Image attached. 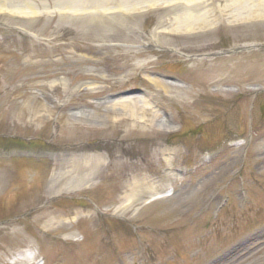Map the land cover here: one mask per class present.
Here are the masks:
<instances>
[{"label":"rangeland","instance_id":"rangeland-1","mask_svg":"<svg viewBox=\"0 0 264 264\" xmlns=\"http://www.w3.org/2000/svg\"><path fill=\"white\" fill-rule=\"evenodd\" d=\"M175 11L0 13V264H264V22L161 32ZM125 91L166 120L121 122ZM94 154L91 182L51 193ZM141 179L154 188L119 209Z\"/></svg>","mask_w":264,"mask_h":264},{"label":"bare ground","instance_id":"bare-ground-1","mask_svg":"<svg viewBox=\"0 0 264 264\" xmlns=\"http://www.w3.org/2000/svg\"><path fill=\"white\" fill-rule=\"evenodd\" d=\"M0 0V13L16 16L35 17L44 13H52L53 10L63 12H86L90 11L91 20L101 19L104 14H110V20L116 25H128L129 17L143 15L153 9L171 10L174 7L176 11L170 19V26L162 28L161 32L169 35H198L213 31L219 23L228 25L264 22V0H258L257 4L249 5V2L255 0H230L224 7L214 6L213 0H53V7L48 0ZM114 1L116 5H109ZM149 80L160 90L168 93L171 89L170 82L149 78ZM156 95H139V96H121L114 100L110 110L113 114L118 111L123 112L121 122L132 119L134 124H147L155 127L158 122L163 121L164 115L160 108H155L152 103ZM153 109L148 113V109ZM119 116H117L118 118ZM130 118V119H129ZM166 120V119H164ZM171 129V128H170ZM130 129L124 135H129ZM74 159L72 167L60 173L59 177L51 182V193L57 194L65 189H73L87 185L93 180L100 168L105 165L106 159L100 155H89L85 158L78 156ZM87 167L89 170L82 175H74L76 168ZM155 183L151 179L136 180L132 185L130 195H127L121 202L119 209L127 210L141 198V195L148 193L154 188ZM156 198V197H155ZM82 212L75 213V218ZM54 224L61 225L65 222V215L54 217ZM51 224L50 222L48 223ZM21 255L22 254L21 252ZM36 259L34 250L18 260L33 263Z\"/></svg>","mask_w":264,"mask_h":264}]
</instances>
